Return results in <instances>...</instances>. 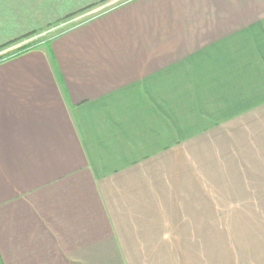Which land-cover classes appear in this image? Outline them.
<instances>
[{
    "label": "crops",
    "instance_id": "1",
    "mask_svg": "<svg viewBox=\"0 0 264 264\" xmlns=\"http://www.w3.org/2000/svg\"><path fill=\"white\" fill-rule=\"evenodd\" d=\"M108 1L0 0V264H264V0Z\"/></svg>",
    "mask_w": 264,
    "mask_h": 264
},
{
    "label": "trees",
    "instance_id": "2",
    "mask_svg": "<svg viewBox=\"0 0 264 264\" xmlns=\"http://www.w3.org/2000/svg\"><path fill=\"white\" fill-rule=\"evenodd\" d=\"M30 35H33V33H30V34L26 35L24 38H27ZM42 41H44V40L43 39L34 40L32 42H29V43L20 45L17 48H15L13 51H9V53L8 52H4L5 51V48H7L8 46L10 47L13 44L17 43L18 40L17 41L15 40L13 42H10V43H7L5 45H2V46H0V61L3 60V59H5V58H8V57H10L12 55H17V54H20V53H22L24 51H27V50L31 49V48H34V47L40 45L42 43Z\"/></svg>",
    "mask_w": 264,
    "mask_h": 264
},
{
    "label": "built area",
    "instance_id": "3",
    "mask_svg": "<svg viewBox=\"0 0 264 264\" xmlns=\"http://www.w3.org/2000/svg\"><path fill=\"white\" fill-rule=\"evenodd\" d=\"M122 1H125V0H116V1H112L110 3H107L103 6H100V7H97L87 13H85L84 15H82L81 17H79L80 19H78L79 21H83L84 19L88 18V17H91V16H94L96 14H99L101 12H104V11H107L109 10L110 8H114L115 6H117L118 4H120ZM24 42L21 44L23 45ZM17 48V47H15Z\"/></svg>",
    "mask_w": 264,
    "mask_h": 264
},
{
    "label": "rangeland",
    "instance_id": "4",
    "mask_svg": "<svg viewBox=\"0 0 264 264\" xmlns=\"http://www.w3.org/2000/svg\"><path fill=\"white\" fill-rule=\"evenodd\" d=\"M112 1H116V0H111V1H108L107 3H110V2H112ZM107 3H104V4H101V6H103V5H105V4H107ZM100 7V6H99ZM82 18V17H81ZM78 19H80V18H78ZM78 19H76V20H78ZM73 21H70V22H68L67 24H65V25H68L69 23H72ZM49 34V33H48ZM53 34V32L51 33V34H49V36L50 35H52ZM38 35H34V36H32V38H35V37H37ZM44 38V39H46L47 37H48V35L46 34H44V35H42V36H40V37H38V38ZM41 38V39H42ZM15 46H18V45H15Z\"/></svg>",
    "mask_w": 264,
    "mask_h": 264
}]
</instances>
